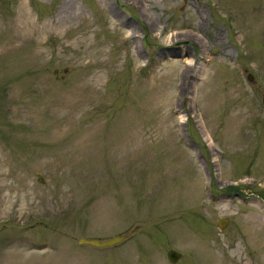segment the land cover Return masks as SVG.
Returning <instances> with one entry per match:
<instances>
[{
  "label": "rangeland",
  "instance_id": "374dc122",
  "mask_svg": "<svg viewBox=\"0 0 264 264\" xmlns=\"http://www.w3.org/2000/svg\"><path fill=\"white\" fill-rule=\"evenodd\" d=\"M263 97L264 0H0V264H264Z\"/></svg>",
  "mask_w": 264,
  "mask_h": 264
},
{
  "label": "water",
  "instance_id": "95a60500",
  "mask_svg": "<svg viewBox=\"0 0 264 264\" xmlns=\"http://www.w3.org/2000/svg\"><path fill=\"white\" fill-rule=\"evenodd\" d=\"M55 73V72H54ZM249 81L251 80V78L248 79ZM262 105L264 106V97L262 98ZM228 221L226 219H218L216 221V225L218 228H220L221 230H224L225 227L227 226ZM132 231L127 232L125 234L122 235H118L115 237H112L110 239L107 240H99V239H84L81 238L78 243L80 245L83 246H88V247H92L95 249H104V248H111V247H115L118 246L119 244L123 243L125 240H127L131 235H132ZM166 258L167 260L174 264L177 261L180 260L181 258V253H179L176 250H169L166 253Z\"/></svg>",
  "mask_w": 264,
  "mask_h": 264
},
{
  "label": "bare ground",
  "instance_id": "6f19581e",
  "mask_svg": "<svg viewBox=\"0 0 264 264\" xmlns=\"http://www.w3.org/2000/svg\"><path fill=\"white\" fill-rule=\"evenodd\" d=\"M104 6H106V4L104 3ZM195 67V66H194ZM189 72H192V68L190 67V69H189Z\"/></svg>",
  "mask_w": 264,
  "mask_h": 264
}]
</instances>
